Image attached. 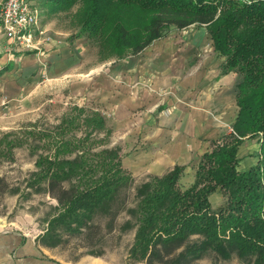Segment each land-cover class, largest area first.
I'll return each instance as SVG.
<instances>
[{
  "label": "trees",
  "instance_id": "obj_1",
  "mask_svg": "<svg viewBox=\"0 0 264 264\" xmlns=\"http://www.w3.org/2000/svg\"><path fill=\"white\" fill-rule=\"evenodd\" d=\"M39 1L49 13L70 14L77 6L73 35L86 37L103 60L138 53L172 28L205 25L225 57L222 72L237 71L242 79L232 130L211 142L194 183L181 186L185 167L177 164L163 175L142 179L134 187L133 202L122 193L136 179L123 165L121 148L111 145L112 129L104 113L71 105L55 126L37 134L42 143L38 147L48 151L36 150L32 176L37 184L45 182L58 206L36 243L55 247L65 232L91 241L101 229L95 221L99 213L110 216L111 232L124 210L127 219L119 228L135 230L129 252L135 260L194 264L214 252L223 259L264 264V0ZM11 135L4 133L0 144L24 143L9 139ZM254 136L260 142L258 162L241 170L238 147ZM4 148L0 158L7 154ZM217 189L226 202L214 210L210 195Z\"/></svg>",
  "mask_w": 264,
  "mask_h": 264
},
{
  "label": "crops",
  "instance_id": "obj_2",
  "mask_svg": "<svg viewBox=\"0 0 264 264\" xmlns=\"http://www.w3.org/2000/svg\"><path fill=\"white\" fill-rule=\"evenodd\" d=\"M49 14L41 26L51 40L39 50L21 48L0 25V130L11 127L17 106L30 104L49 85L77 77L82 104L93 102L104 113L111 145L121 148L123 165L135 178L163 175L179 164L185 167L181 186L192 185L202 155L232 130L239 111L242 75L222 72L225 57L207 27L172 28L138 53L92 61L89 40L72 35L56 13ZM259 155V137L245 138L238 147L239 168L250 169ZM210 202L218 210L226 197L217 189ZM8 233L12 243L3 240ZM19 236L28 240L26 234L0 230V264H73L45 257L46 249L34 239L27 248L19 245ZM89 264L103 262L94 257Z\"/></svg>",
  "mask_w": 264,
  "mask_h": 264
},
{
  "label": "rangeland",
  "instance_id": "obj_3",
  "mask_svg": "<svg viewBox=\"0 0 264 264\" xmlns=\"http://www.w3.org/2000/svg\"><path fill=\"white\" fill-rule=\"evenodd\" d=\"M5 0H0V9ZM38 9L40 25L49 20V12L45 9L39 0H31ZM77 6L71 11L74 13ZM47 13V14H46ZM72 13L65 11L58 12L54 17L58 23L65 27L72 28V35L76 28ZM42 19V20H41ZM91 53L89 59L100 58L97 48L90 42ZM42 78H46L42 75ZM79 78L72 77L63 84L49 85L29 104L16 107L13 123L6 130H0V138L4 133L11 132L9 139L16 143L24 142L22 145L10 146L6 143L0 144L7 152L6 156L0 158V230H14L26 234V242L23 236H19V245L23 244L25 248L29 246L30 239L37 241L47 227L49 218L57 211L58 201L47 192L45 182L35 183L32 172L36 169L35 160L37 152L48 151V149L38 145V133L51 128L57 124L63 114L73 104L83 105L81 96L78 92ZM87 106L95 107L93 102H86ZM81 135L82 132L78 131ZM2 145V146H1ZM132 187L122 193L128 202L134 200V187L142 181L135 178ZM121 197V198H122ZM113 204V210H115ZM127 212L121 210L115 221V228L108 232V223L111 218L106 213H99L95 221L99 222L101 227L96 232L94 238L86 240V235H70L65 232L64 240L55 247H43L46 249L44 256L54 261L78 264H89V260L94 257L101 259L103 264H146L144 260H135L129 256L130 248L134 242L135 230H120L125 220ZM3 240L10 243L13 237L11 234H3ZM12 237V238H11ZM92 252L101 253L100 256L91 254ZM85 261V262H84ZM4 264V263H2ZM9 264V263H8ZM194 264H248L237 257L223 259L214 252L206 253Z\"/></svg>",
  "mask_w": 264,
  "mask_h": 264
},
{
  "label": "built area",
  "instance_id": "obj_4",
  "mask_svg": "<svg viewBox=\"0 0 264 264\" xmlns=\"http://www.w3.org/2000/svg\"><path fill=\"white\" fill-rule=\"evenodd\" d=\"M37 7L31 0H5L0 9V25L7 38L25 50H39L51 40L39 23Z\"/></svg>",
  "mask_w": 264,
  "mask_h": 264
}]
</instances>
